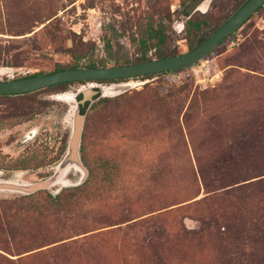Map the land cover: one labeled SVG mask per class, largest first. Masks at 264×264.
I'll return each instance as SVG.
<instances>
[{
  "label": "rangeland",
  "instance_id": "374dc122",
  "mask_svg": "<svg viewBox=\"0 0 264 264\" xmlns=\"http://www.w3.org/2000/svg\"><path fill=\"white\" fill-rule=\"evenodd\" d=\"M188 1L55 0L56 18L26 33L13 10L10 26L0 30V45L10 51L0 63V79L69 66V48L79 39L93 46L74 43L75 52L86 51L80 62H135L140 29L159 21L168 35L165 47L187 52L188 18L178 21ZM242 1L209 0L205 11L196 10L190 17L202 15L207 24L195 41ZM90 83L104 93L85 111L88 165L82 162L96 170L102 192L91 206L71 204L81 230L64 232L74 235L66 247L23 253L20 264H264V4L203 59L182 69L0 95V179L35 182L53 173L75 105L60 96H77ZM105 159L118 167L106 185L98 168ZM80 178L72 168L34 198L54 196L79 185ZM20 194L0 190V200ZM154 224L171 235L156 254L158 242L145 240ZM12 247L0 246V253L16 258Z\"/></svg>",
  "mask_w": 264,
  "mask_h": 264
},
{
  "label": "trees",
  "instance_id": "16d2710c",
  "mask_svg": "<svg viewBox=\"0 0 264 264\" xmlns=\"http://www.w3.org/2000/svg\"><path fill=\"white\" fill-rule=\"evenodd\" d=\"M13 1H16L15 4L12 3ZM245 2L246 0H243L241 3L235 5L232 9V12L227 14L224 20L218 23V25H216L211 30V32L219 27ZM54 5L55 0H0V30H2L6 25L10 26L7 17L12 13L13 10H17L19 12L20 17L18 25L23 27L20 30L24 31V33L33 30L35 26H38L41 23H45V25L50 24L53 19L56 18L57 14ZM261 7L262 6H260L258 9H260ZM206 24L207 21L203 18L202 15L198 19H192V17H189L186 20L184 30L185 38L188 41L189 50L196 47L205 39L203 38L198 42L195 41L199 36L203 26H205ZM167 38L168 35L165 31L162 21H159L156 26L150 23L144 26V28L140 29L138 38L136 39L139 56L135 62L150 60L154 57L163 58L177 54L175 53V51H171L165 47ZM225 39H222L212 50L220 45ZM75 42L80 43V46L88 47V49L93 48V46L89 47L85 41H82V39H79L77 41L73 40V46H71L69 50L73 52L74 61L69 66L57 67L53 71H58L65 68L106 66L105 60L102 59L99 61L89 59L87 61L80 62V60L84 59L86 51H84V53H78L76 51V53L74 50V47H76V45L74 46ZM105 43L108 44V39ZM152 49H154V51L151 55L149 54V52ZM9 52V49L3 48L0 45V63H4L7 60L8 55L10 54ZM128 63L132 62H129L128 59L124 58L123 64ZM184 67L174 68L169 71H175ZM161 73L148 74L143 77H153ZM37 74L44 73L37 72L26 76ZM69 83L71 82L59 83L53 86H65ZM96 98L97 97H94V99ZM89 105L90 103H85L84 106L80 108V112L85 114L86 108ZM86 126L87 124L85 122L83 125L81 137L80 156L85 165H88L84 142L86 135ZM67 138L68 137L66 136V138L62 141L60 148L61 154L65 150ZM98 168L101 172H103L101 181L104 185H106L110 184L113 181L114 177L112 176V174L117 170L118 167L113 161L105 159L99 164ZM157 170L159 173L163 172L161 169ZM96 181V170L89 168V175L84 182L73 187L62 188L54 196L48 194L42 200H37L34 198V196L39 192H34L30 194L16 195L10 199H1L0 246L1 249H3L4 246L7 245L13 246L12 248H15L14 251H17V255L19 256H17L16 258H11L6 254L0 253V264H20V261L22 259L21 254L29 251H34L32 253H37L41 252L42 250L51 249L53 246L56 247L57 245H61V248L66 247V239H71L72 237H74V235L66 236L64 235V232H78L79 230H81L79 229L80 225L78 222V215L73 213L72 209H70V206L74 202L81 203L82 205L86 206H91L93 198L96 197L100 192H102V189L96 186ZM193 202L198 203V199H195ZM209 224L210 223H208V225ZM25 226L31 227L32 230L26 229ZM174 233H176V231ZM171 234L173 236L172 232ZM170 239L171 235L166 227L154 224L151 225L150 229H147L146 231L145 240L147 244L154 245L155 242H158L153 247L155 254L157 253V246H165L166 243L170 241ZM52 244L54 245L52 246Z\"/></svg>",
  "mask_w": 264,
  "mask_h": 264
},
{
  "label": "water",
  "instance_id": "95a60500",
  "mask_svg": "<svg viewBox=\"0 0 264 264\" xmlns=\"http://www.w3.org/2000/svg\"><path fill=\"white\" fill-rule=\"evenodd\" d=\"M208 1L189 0L180 14L179 25L182 24L184 19L189 18L196 10H199L203 3H208ZM263 4L264 0H246L238 10L211 32L200 44L187 52L128 64L65 68L47 74L0 79V95L31 93L64 82L128 79L190 65L203 59L222 39L233 34ZM103 93L104 89L101 87H85L80 91V98L71 94L70 98L75 101V105L72 108L71 132L65 152L50 176L35 182L0 179V190L21 194L34 193L61 183L67 172L72 168L81 172L79 184L84 182L89 175V171L80 156L85 117V114L80 112V108L87 102L91 103L95 95Z\"/></svg>",
  "mask_w": 264,
  "mask_h": 264
},
{
  "label": "bare ground",
  "instance_id": "6f19581e",
  "mask_svg": "<svg viewBox=\"0 0 264 264\" xmlns=\"http://www.w3.org/2000/svg\"><path fill=\"white\" fill-rule=\"evenodd\" d=\"M206 7H207V2L203 3L200 7H199V10L201 11H205L206 10ZM4 71V70H3ZM1 73V71H0ZM64 95L60 96L61 99L65 100V101H73L70 96L71 94L68 93V92H64L63 93ZM74 107V106H73Z\"/></svg>",
  "mask_w": 264,
  "mask_h": 264
},
{
  "label": "flooded vegetation",
  "instance_id": "af4514ba",
  "mask_svg": "<svg viewBox=\"0 0 264 264\" xmlns=\"http://www.w3.org/2000/svg\"><path fill=\"white\" fill-rule=\"evenodd\" d=\"M117 80H120V79H117ZM96 81H105V80H95V81H87V82H96ZM87 87L99 88L98 85H94V84H92V83H90ZM9 95H19V94H9ZM63 95H64V94H63ZM98 96H99V94L95 95L94 97H98ZM77 97L80 98V97H81V94L79 93V94L77 95Z\"/></svg>",
  "mask_w": 264,
  "mask_h": 264
}]
</instances>
